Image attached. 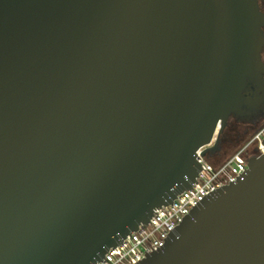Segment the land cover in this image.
<instances>
[{"label":"water","instance_id":"water-1","mask_svg":"<svg viewBox=\"0 0 264 264\" xmlns=\"http://www.w3.org/2000/svg\"><path fill=\"white\" fill-rule=\"evenodd\" d=\"M259 0H0V264H90L264 119ZM139 264H264V154Z\"/></svg>","mask_w":264,"mask_h":264},{"label":"built area","instance_id":"built-area-1","mask_svg":"<svg viewBox=\"0 0 264 264\" xmlns=\"http://www.w3.org/2000/svg\"><path fill=\"white\" fill-rule=\"evenodd\" d=\"M196 150L201 164L191 188L185 189L167 205L155 208L149 221L126 235L120 243L109 247L103 258L90 264H139L147 253L164 246L169 234L182 222L191 208L216 189L235 182L247 168V158L264 154V119L258 128L228 157L212 163L202 150Z\"/></svg>","mask_w":264,"mask_h":264},{"label":"trees","instance_id":"trees-1","mask_svg":"<svg viewBox=\"0 0 264 264\" xmlns=\"http://www.w3.org/2000/svg\"><path fill=\"white\" fill-rule=\"evenodd\" d=\"M259 125L260 123L257 124V126L238 123L233 118H230L221 134L220 151L211 156H206V159L212 163H217L218 161L228 157L229 155L224 157L223 154L227 153L230 149H233L234 152L236 148L258 128Z\"/></svg>","mask_w":264,"mask_h":264},{"label":"flooded vegetation","instance_id":"flooded-vegetation-1","mask_svg":"<svg viewBox=\"0 0 264 264\" xmlns=\"http://www.w3.org/2000/svg\"><path fill=\"white\" fill-rule=\"evenodd\" d=\"M259 6L262 12H264V0H259ZM262 59L264 60V49L262 51Z\"/></svg>","mask_w":264,"mask_h":264},{"label":"rangeland","instance_id":"rangeland-1","mask_svg":"<svg viewBox=\"0 0 264 264\" xmlns=\"http://www.w3.org/2000/svg\"><path fill=\"white\" fill-rule=\"evenodd\" d=\"M233 152V149H230L227 153L223 154L224 157L231 155V153Z\"/></svg>","mask_w":264,"mask_h":264}]
</instances>
